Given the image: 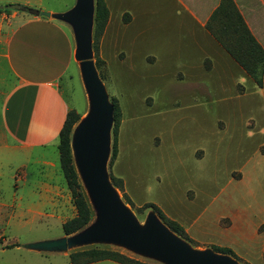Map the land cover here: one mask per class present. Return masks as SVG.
I'll return each mask as SVG.
<instances>
[{
	"label": "rangeland",
	"instance_id": "1",
	"mask_svg": "<svg viewBox=\"0 0 264 264\" xmlns=\"http://www.w3.org/2000/svg\"><path fill=\"white\" fill-rule=\"evenodd\" d=\"M245 1L264 22V0ZM76 2L0 0V9L9 7L7 15L24 13L17 8L62 14ZM106 3L109 17L97 40L93 29V63L110 104L118 107L106 172L119 199L142 227L151 218L163 223L146 208L152 203L182 226L189 241L179 237L194 250L224 247L232 254L223 255L239 264H264V75L259 88L234 60L217 55L213 38L173 0ZM207 14L200 11L198 18ZM71 76L64 94L85 112L81 121L90 108L79 70L72 68ZM13 83L0 61V92ZM115 133L118 156L111 161ZM58 144L59 139L27 152L0 145V264H70L71 252L95 245L150 264H171L114 240L88 241L66 252L28 249L65 237L63 224L77 214ZM80 182L93 216L69 239L99 221Z\"/></svg>",
	"mask_w": 264,
	"mask_h": 264
},
{
	"label": "crops",
	"instance_id": "2",
	"mask_svg": "<svg viewBox=\"0 0 264 264\" xmlns=\"http://www.w3.org/2000/svg\"><path fill=\"white\" fill-rule=\"evenodd\" d=\"M173 1L180 9L188 11L211 36L205 25L221 0ZM233 1L252 34L264 48V22L261 14L248 1ZM200 11H208L210 14L201 20L198 18ZM26 14L0 15V61L6 62L14 82L8 90L0 92V145L4 149L25 152L55 143L68 112L75 110L80 114L64 94L66 82L72 78V68L79 70L90 108L81 65L75 59L76 41L72 28H67L53 18ZM213 40L217 55L231 58ZM236 66L240 72L245 73L238 64ZM7 137L11 142L6 140Z\"/></svg>",
	"mask_w": 264,
	"mask_h": 264
},
{
	"label": "water",
	"instance_id": "3",
	"mask_svg": "<svg viewBox=\"0 0 264 264\" xmlns=\"http://www.w3.org/2000/svg\"><path fill=\"white\" fill-rule=\"evenodd\" d=\"M22 12L35 17L60 20L73 30L76 41L75 59L81 65L90 110L77 124L72 146L80 175L99 214V221L95 225L73 238L65 236L58 240L38 242L30 244L28 249L39 252H66L80 243L114 240L138 251L157 255L171 264H239L236 260L215 251L194 250L155 218H151L145 227L140 226L110 183L106 161L114 108L93 63L94 0H77L70 11L62 14L26 8H23Z\"/></svg>",
	"mask_w": 264,
	"mask_h": 264
},
{
	"label": "trees",
	"instance_id": "4",
	"mask_svg": "<svg viewBox=\"0 0 264 264\" xmlns=\"http://www.w3.org/2000/svg\"><path fill=\"white\" fill-rule=\"evenodd\" d=\"M94 2V37L97 40L102 34L109 17V8L106 0H94ZM17 10L21 12L22 8H17ZM9 11H11L9 7L0 9V13ZM205 28L226 53L261 88L264 75V48L252 34L234 1L221 0L219 6L211 14ZM93 48L95 49V43ZM114 111L116 113L115 122L117 123L118 107L115 102ZM80 119V114L75 110H70L59 133L58 152L61 171L77 210L76 216L63 224V232L66 236L75 234L85 228L91 222L93 216L74 164L71 147L72 133ZM117 156V135L115 133L111 161H114ZM111 179L115 183V178L112 177ZM146 208H150L157 213L158 217L172 232L189 241L182 226L176 221L168 219L157 205L149 203ZM15 246L18 245H12L10 248ZM213 249L220 254H232L229 248L214 247ZM69 260L70 264H93L100 261H113L118 264H150L102 245L73 251L69 254Z\"/></svg>",
	"mask_w": 264,
	"mask_h": 264
},
{
	"label": "bare ground",
	"instance_id": "5",
	"mask_svg": "<svg viewBox=\"0 0 264 264\" xmlns=\"http://www.w3.org/2000/svg\"><path fill=\"white\" fill-rule=\"evenodd\" d=\"M77 126H78V125H77ZM77 126H76V128H77ZM76 128H75V129H76ZM75 129H74L73 133L75 132ZM73 133H72V139H73ZM71 146H72V141H71ZM72 153H73V158H74V164H75V167H76L78 173H80L79 168H78V166H77V164H76L75 153H74L73 146H72ZM80 177H81V175H80ZM81 178H82V177H81ZM81 178H80V179H81Z\"/></svg>",
	"mask_w": 264,
	"mask_h": 264
}]
</instances>
